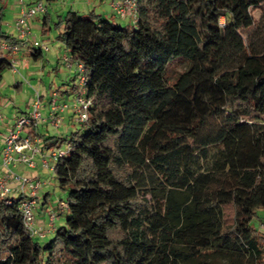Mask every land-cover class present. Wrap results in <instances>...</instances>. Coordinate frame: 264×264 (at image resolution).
<instances>
[{
	"label": "trees",
	"instance_id": "obj_1",
	"mask_svg": "<svg viewBox=\"0 0 264 264\" xmlns=\"http://www.w3.org/2000/svg\"><path fill=\"white\" fill-rule=\"evenodd\" d=\"M2 2L0 42L15 43ZM136 2L131 26L62 19L56 39L83 65L91 101L86 125L44 145H71L53 167L69 215L41 244L24 230L21 198H0V264H264V231L252 226L264 211V51L252 10L264 0ZM176 63L185 69L171 81ZM12 68L1 56L0 82Z\"/></svg>",
	"mask_w": 264,
	"mask_h": 264
},
{
	"label": "rangeland",
	"instance_id": "obj_2",
	"mask_svg": "<svg viewBox=\"0 0 264 264\" xmlns=\"http://www.w3.org/2000/svg\"><path fill=\"white\" fill-rule=\"evenodd\" d=\"M25 5L32 6L36 0H23ZM77 1V2H76ZM88 0H52L48 2L47 0H42L44 5L47 7V16H49V27L50 31L47 34L43 33V18L45 15L39 14L35 19L29 21V27L32 32L33 40L32 42L38 41L43 48L44 56L35 61L31 58H23V53H19L17 56H12L9 54H4V56L9 60H14L15 64L13 68L7 70L0 82V115L2 116V121L0 122V133H6L5 135L11 133L15 129L17 119L27 115L32 110V99L35 98L36 91L40 93L42 98V111L41 114L45 116L49 113V101L51 96L44 94L45 87L52 86V92L58 93V102H62L61 97H65L67 103L70 106L71 115L61 113V124L59 128L53 127L51 125H41L37 132L41 135L40 137L44 141L52 142L60 137H67L72 132L80 129L81 126L76 122L75 115L72 111V106L75 102V93L71 95L64 94L65 92V81L69 82V86L78 84V76L75 75L76 72L67 71L63 62L56 63V60H51L52 63H46L47 53L46 47L50 50L52 49V44L56 42V38L60 32L63 30L62 19L65 18L69 11L77 8L80 15L83 14H94L96 16H102L110 14L109 9L107 13L103 12L102 9L105 6L107 8V1H103L104 4H100L99 0H93L92 4L89 5L88 9L85 8V2ZM84 2V3H83ZM112 3V2H111ZM84 4V6H83ZM2 6L3 20L1 22L3 31L8 35H15L16 30L14 29L15 15L19 14L21 11L20 0H3ZM112 10V8H111ZM252 15L254 17L256 32L252 38V42L258 51H264V7L252 10ZM110 16V15H109ZM113 21L121 23L123 26H131L132 20L129 18L118 20L113 19ZM53 42V43H52ZM59 46H62L60 44ZM64 48V47H63ZM28 53L27 51L24 54ZM185 69L181 63H176L168 69V77L171 81H175L180 70ZM14 70V71H13ZM69 74V75H68ZM69 76L74 77V81L69 80ZM42 84L45 85V89L40 87ZM68 87V88H70ZM48 91V90H47ZM50 93V94H51ZM3 124L7 126L3 127ZM2 125V127H1ZM27 130V129H26ZM67 143L63 142L59 147H55L47 151L46 155H50L52 151H65L67 149ZM1 148V144H0ZM50 167L55 165V160L48 158ZM41 179L40 181L46 182L48 184L46 190L49 193L48 197V208L50 209L49 214L52 212L56 216H60L61 219L55 222L56 227H61L65 225L68 218L69 212L65 210L64 213L60 212L59 204H68V193L59 188L57 180L55 178L54 172L49 168L41 167ZM16 172H19V168H16ZM43 189V188H42ZM44 193L38 196V205L35 210V216L39 214V209L41 203L44 199ZM228 224H232L233 213L229 209L227 211ZM264 211L258 210L257 217L253 220L252 226L257 230L264 231ZM54 237V234L47 235L45 238H35L41 244H45Z\"/></svg>",
	"mask_w": 264,
	"mask_h": 264
},
{
	"label": "built area",
	"instance_id": "obj_3",
	"mask_svg": "<svg viewBox=\"0 0 264 264\" xmlns=\"http://www.w3.org/2000/svg\"><path fill=\"white\" fill-rule=\"evenodd\" d=\"M21 11L14 22V29L16 30V42L10 43L8 41L0 42V57L4 54L15 56L22 51H29L31 48L44 47L38 41H33L29 21L35 19L39 14L46 13V7L42 0H36L34 5H25L23 0H20ZM112 12L120 19H127L130 17L135 24L137 16V2L136 0H113L111 3ZM47 50V47L45 48ZM62 61L67 68L74 69L78 76V84L75 102L72 106V111L75 115L76 122L80 126L87 124L89 120V109L91 101L86 98V74L83 65L74 60L69 54H65ZM13 65L15 61L12 60ZM14 71V70H13ZM42 96L36 91L35 98L32 99V110L25 116L17 119L15 129L3 136V148L0 154L1 165L0 169V198L5 200V203L11 204L14 198H21L20 213L22 216L23 227L27 234L34 238H45L47 232L40 227L35 210L37 209V196L43 188V183L36 178L20 175L16 173L12 167L17 165L35 168V157L41 153L40 138L34 134L41 125H51L59 128L61 124V113L70 110L67 102H58V93L52 92L49 101V113L45 116L41 114L42 111ZM2 116L0 115V122ZM27 129V130H26ZM65 151H52L50 155L44 156L42 162L45 168L54 170L53 165L50 167L48 158L50 157L55 162L65 156L71 149L70 143ZM61 211L67 208V205L59 204ZM57 216L54 213L49 214V225L52 231H55V220Z\"/></svg>",
	"mask_w": 264,
	"mask_h": 264
},
{
	"label": "crops",
	"instance_id": "obj_4",
	"mask_svg": "<svg viewBox=\"0 0 264 264\" xmlns=\"http://www.w3.org/2000/svg\"><path fill=\"white\" fill-rule=\"evenodd\" d=\"M103 1H107V8L104 6L103 7V9H102V11L103 12H105V13H107V11H108V9H109V12H110V14H108V15H105L104 17L105 18H108V19H111V20H113V19H118L117 18V16L112 12V10H111V2L113 1V0H99V2H100V4H104L103 3ZM77 2V1H76ZM85 2V8L84 7H82V9H85V11H86V9H88V7H89V5L90 4H92V2H93V0H88V1H84ZM83 2V3H84ZM83 6H84V4H83ZM78 8H79V6H78V3H77V8H75V10L73 9L72 11H75V12H78L79 13V11H78ZM19 13H20V11H19ZM18 15L19 14H17V15H15L16 17H15V19L18 17ZM110 15V16H109ZM14 19V20H15ZM118 20H120V19H118ZM13 37H15V35L13 34L12 35ZM53 43V42H52ZM61 43L58 41V40H56V42L54 41V43L52 44V49L50 50L49 48H47V50L46 51H48L49 53H47V60H46V63H52V61L53 60H56L55 62L56 63H58V62H63V65L65 66V69L67 70V71H69V72H71L72 73V71H74V69H69V68H67V66H66V64L64 63V61H62V58H63V56L65 55V54H69L62 46H59ZM24 52H26V51H22L21 53H23V58H31L30 56H31V51H27L28 53H26V54H24ZM20 53V54H21ZM19 54V55H20ZM18 55V54H17ZM17 55H15V56H17ZM43 56H44V53H43ZM32 59V58H31ZM52 60V61H51ZM59 64V63H58ZM69 75V74H68ZM72 75H74L73 73H72ZM76 75V74H75ZM70 78H69V80L70 81H73L74 80V77H72V76H69ZM64 84H65V87H67V88H65V91H62V92H65L64 94H68V95H71L72 94V91H71V88L72 87H70L69 86V82L68 81H65L64 82ZM40 87H42V88H44L45 87V85L44 84H42ZM68 87H70V88H68ZM46 88V89H45ZM44 89V94H46V95H50L51 96V89H53V87L52 86H50L49 88L48 87H45ZM48 90V91H47ZM43 98V97H42ZM60 99H62V101L64 102V100H66V98L65 97H61ZM65 102H67V101H65ZM60 103H62V102H60ZM65 114H68V115H71V112L70 111H66V112H64ZM1 127H2V125H1ZM3 127H7V126H5V124H3ZM0 130L1 131H3L1 128H0ZM38 130V129H37ZM37 130L34 132V134L35 135H37L39 138H40V148H41V153L39 154V155H37L36 157H35V168H29V167H26V166H20V165H17V166H15V167H12L13 168V170L16 172V168H19V172H16V173H18V174H20V175H26V176H28V177H32V178H36V179H41V167L43 166V162H42V160H43V158H44V156H46V154H47V151H49L50 149H46V148H44V145H45V141L40 137L41 135L37 132ZM6 133H0V144H1V148H0V154H1V151H2V148H3V144H2V139H3V136L5 135ZM51 142H49L48 144H50ZM0 165H1V157H0ZM52 171V170H51ZM0 172H2V170L0 169ZM47 186H48V184L46 183V182H43V189H41V191L39 192V194H38V196L41 194V193H44L45 195H44V199H43V202L41 203V207H40V209H39V214L37 215V222H38V224H39V226L40 227H42V228H44L45 229V231L47 232V235H50V234H55V231H52V229H51V227H50V225H49V211H50V209L48 208V197H49V193L47 192V190H46V188H47ZM38 196H37V199H38ZM39 201V200H38ZM66 210V209H65ZM64 210V211H65ZM64 211H61L60 210V212L61 213H64ZM59 219H61V217L60 216H57V218H56V220H55V222L56 221H58ZM56 227V226H55ZM46 235V236H47Z\"/></svg>",
	"mask_w": 264,
	"mask_h": 264
}]
</instances>
